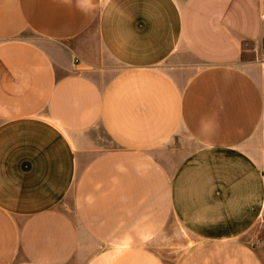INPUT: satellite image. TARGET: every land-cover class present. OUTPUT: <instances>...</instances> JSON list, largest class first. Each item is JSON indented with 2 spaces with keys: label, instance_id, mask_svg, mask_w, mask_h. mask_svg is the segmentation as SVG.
<instances>
[{
  "label": "crops",
  "instance_id": "crops-1",
  "mask_svg": "<svg viewBox=\"0 0 264 264\" xmlns=\"http://www.w3.org/2000/svg\"><path fill=\"white\" fill-rule=\"evenodd\" d=\"M263 43L264 0H0V264H264Z\"/></svg>",
  "mask_w": 264,
  "mask_h": 264
},
{
  "label": "rangeland",
  "instance_id": "rangeland-1",
  "mask_svg": "<svg viewBox=\"0 0 264 264\" xmlns=\"http://www.w3.org/2000/svg\"><path fill=\"white\" fill-rule=\"evenodd\" d=\"M264 44V43H263ZM260 46H262V45H260ZM260 46H259V51H260ZM257 61L258 62H260V54H259V56H258V58H257ZM184 143V144H183ZM186 145V146H185ZM175 146H176V151H173V153H168L167 155H169V157H171L172 159H178L179 158V156L180 155H184L185 153V151L187 150H189L190 149V145L186 142V141H183V142H180V141H177L176 143H175ZM181 152V153H180ZM177 240H179V238H176ZM187 240V236H185L184 234L183 235H181V241H183L182 243H183V245L185 244V242L184 241H186ZM169 257L171 258H173L174 257V254L172 255H169Z\"/></svg>",
  "mask_w": 264,
  "mask_h": 264
},
{
  "label": "built area",
  "instance_id": "built-area-1",
  "mask_svg": "<svg viewBox=\"0 0 264 264\" xmlns=\"http://www.w3.org/2000/svg\"><path fill=\"white\" fill-rule=\"evenodd\" d=\"M259 54H260V63L263 65V75H264V44L261 46L260 48V51H259ZM260 243V239H255L253 244H258Z\"/></svg>",
  "mask_w": 264,
  "mask_h": 264
}]
</instances>
